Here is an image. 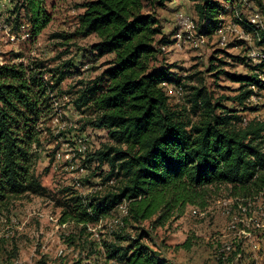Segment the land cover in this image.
Returning <instances> with one entry per match:
<instances>
[{
	"label": "trees",
	"instance_id": "16d2710c",
	"mask_svg": "<svg viewBox=\"0 0 264 264\" xmlns=\"http://www.w3.org/2000/svg\"><path fill=\"white\" fill-rule=\"evenodd\" d=\"M172 1L88 0L81 6L84 12L79 16L77 35H95L99 39L95 50L114 56L110 67L87 85L75 102L77 109L90 106L98 112L85 126L107 130L113 143L103 145L86 162H97L100 167L107 164L104 181L114 180L117 186L104 196L87 198L64 189L66 198L59 204L63 225L72 223L86 231L88 225L124 207V226L156 216L154 228L163 226L174 212L181 216L188 205L204 203L209 187H227L233 195L261 197L264 202V122L243 126L238 112L212 101L206 87L184 84L174 72L175 66H157L161 47L171 41L157 40L162 31L154 11ZM191 1L196 3L201 32L214 33L228 13L224 4L219 0ZM222 1L233 6L239 0ZM256 1L264 9V0ZM24 2L21 7L34 14L36 37L48 23L41 14L42 1ZM247 29L254 32L253 26ZM258 34L261 45L264 30ZM263 65L264 61L254 71H261ZM50 73L52 79L46 80L40 64L0 65V205L25 195L48 193L34 173V160L42 145L44 119L52 113L51 95L66 75L60 69ZM228 76L239 84L233 100L241 106L264 90V80L257 72ZM164 85L191 91L188 103L198 117L196 122L185 123L183 115L171 109ZM245 110L258 108L246 106ZM114 236L116 243L127 245L104 242L108 261L171 264L144 243L149 236L145 230L136 237L120 232ZM190 246L189 242L180 245Z\"/></svg>",
	"mask_w": 264,
	"mask_h": 264
},
{
	"label": "rangeland",
	"instance_id": "374dc122",
	"mask_svg": "<svg viewBox=\"0 0 264 264\" xmlns=\"http://www.w3.org/2000/svg\"><path fill=\"white\" fill-rule=\"evenodd\" d=\"M41 1V14L48 23L34 37V14L21 7L24 0H0V65L40 64L46 80L52 79L50 71L56 69L66 74L51 95L52 113L44 119L42 145L34 160V173L48 193L25 195L0 205V264H121L107 260L104 242L126 246V242L116 243L114 233L136 237L141 230L149 233L144 243L171 264H264V202L261 197L233 195L227 187H209L204 203L188 205L181 216L174 212L165 225L155 228L157 216L124 226V207L88 225L86 231L60 223L64 189L87 198L104 196L117 186L114 180L104 181L107 164L100 167L97 162H86L103 145H113L107 130L85 126L98 112L90 106H75L81 92L102 76L114 56L95 50L99 43L95 35H77L79 16L84 12L81 6L88 0ZM219 1L228 13L210 35L201 32L196 3L191 0L177 8L166 5L154 11L162 31L157 40L171 41L161 47L157 66H175L184 84L206 87L212 101L238 112L243 126L264 122V90L241 106L233 100L239 84L228 76L257 72L264 80V65L261 71L253 69L264 61V43L259 45L258 34L264 30V9L256 0H239L233 6ZM181 12L186 21L183 31ZM192 23L195 33H191ZM247 26H253L254 32ZM163 88L171 109L183 115L182 121L198 120L188 103L190 90ZM246 106L258 110H245ZM185 242L190 248L180 247Z\"/></svg>",
	"mask_w": 264,
	"mask_h": 264
},
{
	"label": "built area",
	"instance_id": "2783aa9c",
	"mask_svg": "<svg viewBox=\"0 0 264 264\" xmlns=\"http://www.w3.org/2000/svg\"><path fill=\"white\" fill-rule=\"evenodd\" d=\"M180 19H181V25H182V31H183V29H184V22H185V13H183V12H181V14H180ZM224 30L222 29L221 30V32H223ZM224 32H226V31H224ZM191 33H195L194 32V24L192 23V30H191ZM182 35V34H181ZM240 35H243L244 36V31H241V34ZM244 39H246L245 37H244ZM255 54H253V56H254ZM181 91H182V87H181ZM81 187H82V184H81Z\"/></svg>",
	"mask_w": 264,
	"mask_h": 264
},
{
	"label": "crops",
	"instance_id": "0c3cea01",
	"mask_svg": "<svg viewBox=\"0 0 264 264\" xmlns=\"http://www.w3.org/2000/svg\"><path fill=\"white\" fill-rule=\"evenodd\" d=\"M185 0H173L167 4L168 9H173L174 7L177 8L178 5H181ZM166 6V7H167ZM165 8V7H164Z\"/></svg>",
	"mask_w": 264,
	"mask_h": 264
},
{
	"label": "bare ground",
	"instance_id": "6f19581e",
	"mask_svg": "<svg viewBox=\"0 0 264 264\" xmlns=\"http://www.w3.org/2000/svg\"><path fill=\"white\" fill-rule=\"evenodd\" d=\"M186 22V21H185Z\"/></svg>",
	"mask_w": 264,
	"mask_h": 264
}]
</instances>
